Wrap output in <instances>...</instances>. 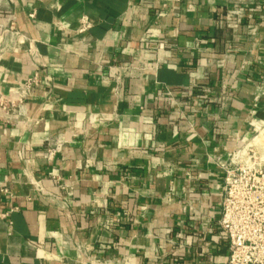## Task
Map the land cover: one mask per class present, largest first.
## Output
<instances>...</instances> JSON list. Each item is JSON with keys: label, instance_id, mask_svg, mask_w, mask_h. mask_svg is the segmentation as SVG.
Here are the masks:
<instances>
[{"label": "crops", "instance_id": "crops-1", "mask_svg": "<svg viewBox=\"0 0 264 264\" xmlns=\"http://www.w3.org/2000/svg\"><path fill=\"white\" fill-rule=\"evenodd\" d=\"M263 123L264 0H0V264H225Z\"/></svg>", "mask_w": 264, "mask_h": 264}, {"label": "built area", "instance_id": "built-area-1", "mask_svg": "<svg viewBox=\"0 0 264 264\" xmlns=\"http://www.w3.org/2000/svg\"><path fill=\"white\" fill-rule=\"evenodd\" d=\"M240 9L230 10L220 21L221 25L231 27L234 23L240 24L246 17ZM34 16V11H31L29 17ZM13 24L14 20L11 26ZM90 27L87 17H81L77 34H84ZM39 75V71H35L19 84L16 91L19 101L31 92V87L40 83ZM261 140L264 141V123L249 140L220 162L223 177L218 185L222 191L218 225L228 242L225 264H264V151L258 150ZM253 146H258L254 147L258 154Z\"/></svg>", "mask_w": 264, "mask_h": 264}, {"label": "rangeland", "instance_id": "rangeland-1", "mask_svg": "<svg viewBox=\"0 0 264 264\" xmlns=\"http://www.w3.org/2000/svg\"><path fill=\"white\" fill-rule=\"evenodd\" d=\"M261 141H262V143H260V144L258 145V146H261V148H258V150H259V151H264V141H263V140H261ZM258 146H253V148H254V147H258ZM262 148H263V150H261ZM254 150H255L256 153L258 154L259 151H258L257 149H255V148H254Z\"/></svg>", "mask_w": 264, "mask_h": 264}]
</instances>
